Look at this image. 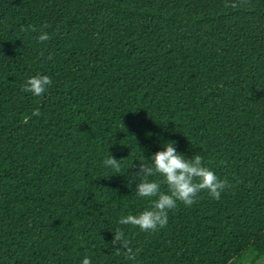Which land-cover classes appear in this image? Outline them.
<instances>
[{"label":"trees","instance_id":"16d2710c","mask_svg":"<svg viewBox=\"0 0 264 264\" xmlns=\"http://www.w3.org/2000/svg\"><path fill=\"white\" fill-rule=\"evenodd\" d=\"M37 74L52 79L41 97L21 88ZM170 141L231 187L178 202L155 232L121 225L149 207L137 172ZM85 257L264 259V0H0V264Z\"/></svg>","mask_w":264,"mask_h":264},{"label":"clouds","instance_id":"9594fccd","mask_svg":"<svg viewBox=\"0 0 264 264\" xmlns=\"http://www.w3.org/2000/svg\"><path fill=\"white\" fill-rule=\"evenodd\" d=\"M48 27L50 26L45 24L40 30L38 42L46 43L51 40V35L44 31ZM29 28L33 32L37 31L35 27L29 26ZM22 31H28V28ZM51 85L52 79L49 76L37 74L29 78L21 88L26 93L41 97ZM32 115L39 116L41 113L37 108ZM150 159L151 164H141L137 172V176L141 179L136 186V194L140 198L151 200V203L138 215L121 216L119 220L121 225H131L142 232H155L167 226L168 213L177 207L178 202L191 207L196 203L201 192H207L213 199L218 200L221 194L231 187L227 179H221L213 169L205 165L203 157L198 153L190 159L178 153L175 141L167 142L163 150L156 152ZM121 161L108 153L103 164L119 172ZM157 176L162 179H149ZM162 185H166L167 191L162 190ZM112 244L116 246L115 254L122 255L127 260L134 261L140 251L138 248L133 249L131 241L120 229L115 231ZM82 264H92V262L85 257Z\"/></svg>","mask_w":264,"mask_h":264},{"label":"rangeland","instance_id":"374dc122","mask_svg":"<svg viewBox=\"0 0 264 264\" xmlns=\"http://www.w3.org/2000/svg\"><path fill=\"white\" fill-rule=\"evenodd\" d=\"M257 264H264V259L259 260Z\"/></svg>","mask_w":264,"mask_h":264}]
</instances>
